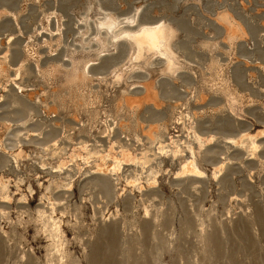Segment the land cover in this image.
<instances>
[{
	"label": "rangeland",
	"instance_id": "374dc122",
	"mask_svg": "<svg viewBox=\"0 0 264 264\" xmlns=\"http://www.w3.org/2000/svg\"><path fill=\"white\" fill-rule=\"evenodd\" d=\"M0 178V264H264V0H0Z\"/></svg>",
	"mask_w": 264,
	"mask_h": 264
},
{
	"label": "bare ground",
	"instance_id": "6f19581e",
	"mask_svg": "<svg viewBox=\"0 0 264 264\" xmlns=\"http://www.w3.org/2000/svg\"><path fill=\"white\" fill-rule=\"evenodd\" d=\"M111 26V25H110ZM133 39H134V42L136 43V45L138 46V52H137V56H139V55H141V49H142V47L143 46H145L146 48H147V50L148 51H150V52H160V48H161V41L162 40H167V38H166V35H165V33H164V30H162V28H159V27H152V28H144V29H142L135 37H133ZM9 43V42H8ZM165 50H166V48L165 47H163ZM156 54V53H155ZM159 54V53H158ZM167 58V57H166ZM167 60V59H166ZM171 62H170V60L168 61V64H167V69H169L170 67H171ZM25 67V66H24ZM22 70H23V68H22ZM17 78V77H16ZM13 79V78H12ZM21 79V78H20ZM21 81V80H20ZM19 81V82H20ZM72 82V81H71ZM74 82V81H73ZM21 83V82H20ZM142 99H144L145 101H152L153 103H155V104H158V101H157V99H156V97L154 96V95H152V96H150V94L149 93H147V95L146 96H144L143 98H131V97H125L124 98V102L128 105V107H130V108H135V107H138L139 105H140V102L142 101ZM149 103V102H148ZM149 104H151V103H149ZM28 119V118H27ZM19 122H21V121H19ZM23 124V123H22ZM162 127V126H161ZM153 129V128H152ZM154 129H158V126L156 125L155 126V128ZM159 129H162V128H160L159 127ZM162 130H164V129H162ZM155 131H157V130H151L150 131V133H149V136L151 137V138H153V139H156L157 137L155 136ZM160 131V130H159ZM158 132V131H157ZM156 132V133H157ZM163 133V132H162ZM258 135H260V134H258ZM258 135H252V134H243V135H241V136H239V137H236V138H229V140L230 141H232L234 144H236V145H238V144H242L243 142H244V140H246L247 141V144L250 146V148L251 149H256V147H257V144H256V137L258 136ZM232 137H234V135H232ZM162 138V137H161ZM160 138V139H161ZM164 138V137H163ZM159 139V138H158ZM150 140V139H149ZM148 140V141H149ZM163 140L164 139H162V142H163ZM151 141V140H150ZM155 141V140H154ZM57 142V141H56ZM156 142V141H155ZM53 143H55V142H53ZM51 144V143H50ZM151 144V143H150ZM155 144V143H154ZM233 145V144H232ZM235 145V146H236ZM152 146H154V145H152ZM157 146V145H156ZM239 146V145H238ZM57 147V146H56ZM151 147V146H150ZM51 148V147H50ZM85 148V150L87 151V155H88V157H91V156H93V155H99L100 153H93L92 151L90 152L88 149H87V147L85 146L84 147ZM166 148H168V146L165 144H163V143H161V141H160V143H159V146L157 147V149H156V151L158 150L159 151V153L161 154V153H163L164 151H166ZM48 150V149H47ZM91 150V149H90ZM92 150H93V148H92ZM189 150H190V148H189ZM95 151V150H94ZM152 151V150H151ZM157 151V152H158ZM190 154H191V156L190 157H188V158H186V159H184V161H183V165H182V167L180 168V171H179V174H181V175H188V174H194V175H199L200 174V172H199V170H198V167H197V165H196V162H195V160H194V158H193V156H192V152L190 151ZM150 156V155H149ZM112 161H111V164H108L106 161H103V162H101V163H98V164H95V169L96 170H102V171H104V170H112V171H118V169L120 168V166L122 165V163L123 162H125V161H127L128 160V157H126V156H123L122 155V157H120V158H118L116 155H114V156H112ZM148 159L149 158H147V157H144V158H137L135 161H130V163L131 162H133V163H136V162H140L141 164H146L147 162H148ZM124 160V161H123ZM157 164V163H156ZM130 165V164H129ZM149 165V164H148ZM147 165V166H148ZM133 166V165H132ZM138 166V165H137ZM146 166V165H145ZM139 167V166H138ZM151 167V166H150ZM60 168V167H59ZM144 168V167H143ZM121 169V168H120ZM64 170V169H63ZM66 170V169H65ZM140 170V169H139ZM72 171V170H71ZM116 171V172H117ZM130 171V170H129ZM132 171V170H131ZM133 171H135V169L133 170ZM150 171V170H149ZM152 171V170H151ZM111 172V171H110ZM153 172V171H152ZM113 173V172H112ZM142 173V172H141ZM156 173V172H155ZM114 174V173H113ZM135 174V173H134ZM151 174V173H150ZM148 175V174H147ZM134 176V175H133ZM3 177V176H2ZM125 177V176H124ZM143 177V176H142ZM150 177V176H149ZM148 177V178H149ZM130 178V177H129ZM138 178V177H137ZM136 178V179H137ZM154 178V177H153ZM3 179V178H2ZM1 178H0V184H1V189H2V184H3V180H2ZM152 179V178H151ZM140 180H141V177H140ZM7 181V180H6ZM65 181V180H64ZM70 181H68V183H69ZM139 182V181H138ZM137 182V183H138ZM150 182V181H149ZM155 182V181H154ZM128 183V182H127ZM132 183H135L136 184V182L134 181V179L131 181V183L130 184H132ZM8 184V183H7ZM6 184V185H7ZM139 184V183H138ZM138 184H136V185H138ZM4 185H5V183H4ZM3 185V186H4ZM9 185V184H8ZM134 186V185H133ZM140 186V185H139ZM7 187V186H6ZM135 187V186H134ZM0 189V190H1ZM10 190V189H9ZM8 191V190H7ZM5 192V191H4ZM1 193V192H0ZM9 196V195H8ZM6 197V196H5ZM4 198V197H3ZM2 198V199H3ZM8 198H10V197H8ZM7 198V199H8ZM6 199V198H5ZM52 204V203H51ZM54 204V203H53ZM53 206V205H52ZM55 207V206H54ZM49 208H50V206H49ZM47 210V209H46ZM50 210V209H49ZM52 210H54V209H52ZM40 211V210H39ZM42 211V210H41ZM40 211V212H41ZM2 213H4V212H2ZM48 213V212H47ZM54 212H52V215H54L53 214ZM6 214H8V213H6ZM5 214V215H6ZM38 214V213H37ZM44 214H45V212H44ZM2 215H4V214H2ZM40 215V214H39ZM7 216V215H6ZM6 216H5V219H6ZM38 216V215H37ZM39 217V216H38ZM40 217H42V215L40 216ZM49 218V219H48ZM55 218V217H54ZM43 219V218H42ZM46 219H48L46 222L44 221V223L43 224H40V225H44V231H47V235H48V238H50V239H48V240H51V247H53V250L55 249V253H58V255H59V263L60 264H64V258H63V252H62V250L63 249H65L64 248V245L66 244V243H64V233H63V230H62V228H61V223H60V221H56V219H53L51 216H49V217H47ZM39 220V219H38ZM41 221V220H40ZM43 221V220H42ZM9 222H10V220H9ZM11 223H12V221H11ZM1 231V230H0ZM43 231V230H42ZM5 233H6V231H5ZM46 234V233H45ZM47 237V236H46ZM47 240V241H48ZM47 246V245H46ZM66 247V246H65ZM47 248V247H46ZM48 248H49V246H48ZM48 250V249H47ZM49 250H50V248H49ZM47 252V251H46ZM54 252V251H53ZM52 252V253H53ZM65 253H68L67 251H65ZM54 254V253H53ZM49 255L50 254H47V264H53V261H52V259L49 257ZM52 255V254H51ZM66 255V254H65ZM68 255H66V257H67ZM65 257V258H66ZM70 257V256H69ZM53 258H55V256L53 257ZM74 259V258H73ZM68 260H70V259H68L67 258V260L66 261H68ZM57 261V260H56ZM72 261V260H71ZM19 262V261H18Z\"/></svg>",
	"mask_w": 264,
	"mask_h": 264
}]
</instances>
